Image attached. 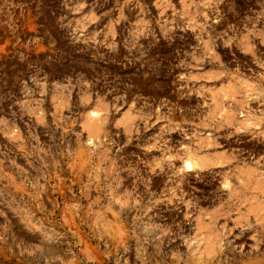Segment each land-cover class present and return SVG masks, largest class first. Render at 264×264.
Instances as JSON below:
<instances>
[{
	"label": "rangeland",
	"instance_id": "374dc122",
	"mask_svg": "<svg viewBox=\"0 0 264 264\" xmlns=\"http://www.w3.org/2000/svg\"><path fill=\"white\" fill-rule=\"evenodd\" d=\"M0 264H264V0H0Z\"/></svg>",
	"mask_w": 264,
	"mask_h": 264
},
{
	"label": "bare ground",
	"instance_id": "6f19581e",
	"mask_svg": "<svg viewBox=\"0 0 264 264\" xmlns=\"http://www.w3.org/2000/svg\"><path fill=\"white\" fill-rule=\"evenodd\" d=\"M196 163L191 160L189 156L183 160V168L185 170H190Z\"/></svg>",
	"mask_w": 264,
	"mask_h": 264
}]
</instances>
